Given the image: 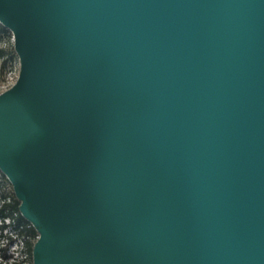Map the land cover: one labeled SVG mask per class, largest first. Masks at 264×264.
<instances>
[{"label": "water", "instance_id": "1", "mask_svg": "<svg viewBox=\"0 0 264 264\" xmlns=\"http://www.w3.org/2000/svg\"><path fill=\"white\" fill-rule=\"evenodd\" d=\"M0 24L31 264H264V0H0Z\"/></svg>", "mask_w": 264, "mask_h": 264}, {"label": "built area", "instance_id": "2", "mask_svg": "<svg viewBox=\"0 0 264 264\" xmlns=\"http://www.w3.org/2000/svg\"><path fill=\"white\" fill-rule=\"evenodd\" d=\"M8 44L13 46V37L9 41H0V48H5ZM18 76V65L5 70L0 76V93L8 89ZM12 202L11 195L0 191V207ZM20 214V212H19ZM17 212L12 215L0 216V247H5L7 258H0L1 264H31L32 256L28 253V236L20 232L22 226H18L15 220ZM37 238V237H36Z\"/></svg>", "mask_w": 264, "mask_h": 264}, {"label": "trees", "instance_id": "3", "mask_svg": "<svg viewBox=\"0 0 264 264\" xmlns=\"http://www.w3.org/2000/svg\"><path fill=\"white\" fill-rule=\"evenodd\" d=\"M10 38H11V32L0 24V41H9ZM13 57H15V52L13 50L12 44H8L5 48H0V74H3L7 66V63ZM7 186L10 187V183L6 179L4 174L0 172V191L3 193L4 192L9 193L12 198V202L8 204H4L0 207V216L12 215L13 212H17V216L15 217V220L18 226H22V228H20V232L28 236V240L26 241V243H27L28 253L30 254V258H31V250L33 243L36 240L37 232L35 231L33 226L28 221H26L21 216V214H19V209H18L19 201L15 198L12 189L7 190ZM7 257L8 254L6 252V248L0 247V258H7Z\"/></svg>", "mask_w": 264, "mask_h": 264}, {"label": "rangeland", "instance_id": "4", "mask_svg": "<svg viewBox=\"0 0 264 264\" xmlns=\"http://www.w3.org/2000/svg\"><path fill=\"white\" fill-rule=\"evenodd\" d=\"M18 65V58H17V56H16V54H15V57H13L11 60H9V62L7 63V66H6V68H5V70H8L9 68H12V67H16ZM2 74H0V76H1ZM9 189H12V187H11V185H10V187L9 186H7V190H9Z\"/></svg>", "mask_w": 264, "mask_h": 264}]
</instances>
